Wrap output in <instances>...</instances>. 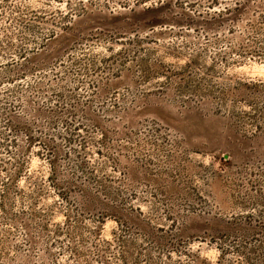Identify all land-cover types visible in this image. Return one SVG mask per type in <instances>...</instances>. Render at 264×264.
<instances>
[{
	"label": "rangeland",
	"instance_id": "obj_1",
	"mask_svg": "<svg viewBox=\"0 0 264 264\" xmlns=\"http://www.w3.org/2000/svg\"><path fill=\"white\" fill-rule=\"evenodd\" d=\"M0 264H264V0H0Z\"/></svg>",
	"mask_w": 264,
	"mask_h": 264
}]
</instances>
